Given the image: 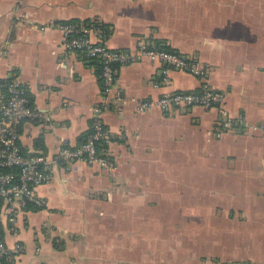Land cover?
I'll return each mask as SVG.
<instances>
[{"label":"crops","instance_id":"crops-1","mask_svg":"<svg viewBox=\"0 0 264 264\" xmlns=\"http://www.w3.org/2000/svg\"><path fill=\"white\" fill-rule=\"evenodd\" d=\"M61 23L111 49L144 43L207 66L246 125L216 138L218 108L138 113L136 101L201 81L170 70L164 86L149 60L118 68L102 114L115 168L53 165L36 189L46 206L19 212L15 232L0 226L23 247L5 263L264 264V0H0V94L18 75L39 114L18 127L25 154L81 144L103 101L98 63L63 46Z\"/></svg>","mask_w":264,"mask_h":264},{"label":"built area","instance_id":"built-area-1","mask_svg":"<svg viewBox=\"0 0 264 264\" xmlns=\"http://www.w3.org/2000/svg\"><path fill=\"white\" fill-rule=\"evenodd\" d=\"M56 27L63 34V46L67 50L78 51L100 64L103 101L92 108L93 119L81 144L70 146L61 141L53 156L25 154L19 142L18 127L23 121L37 119L39 114L31 106L27 90L18 75L10 74L5 90L0 94V226L10 225L11 232H15L19 212L30 207L42 209L46 206V201L36 189L50 180L53 165L83 162L108 172L115 168L109 149L115 136L104 126L102 114L108 108V96L114 87L117 70L122 66L141 60L159 63L162 66L160 83L164 86L170 84V70H179L201 81L195 91L165 92L157 99L136 101L135 110L138 113L153 109L168 112L195 106L206 110L218 108L221 120L214 134L216 138L246 125L243 116L231 117L223 109L224 94L210 85L207 66L176 52L149 47L144 43L135 52L111 49L92 41L87 29H79L70 23L57 24ZM22 251L20 244L9 247L0 240V264Z\"/></svg>","mask_w":264,"mask_h":264},{"label":"trees","instance_id":"trees-1","mask_svg":"<svg viewBox=\"0 0 264 264\" xmlns=\"http://www.w3.org/2000/svg\"><path fill=\"white\" fill-rule=\"evenodd\" d=\"M159 48H161V47H159ZM162 49H165V48H162ZM166 49H167V48H166ZM77 52H78V51H77ZM82 55H83V54H82ZM83 56H84V55H83ZM85 58H86V57H85ZM86 59H87V60H90V59H88V58H86ZM92 61L96 62V64L98 63L97 60H92ZM98 67H99V68H98ZM97 70H98V73H99V75H100V64H99V63L97 64ZM6 82H7V80L3 83V84H4V85H3L4 87L2 88L3 92H4V90H5L4 88H5V84H6ZM86 136H87V134L85 135V137L83 138V140L86 138ZM5 262H6V261H4L3 264H6Z\"/></svg>","mask_w":264,"mask_h":264}]
</instances>
